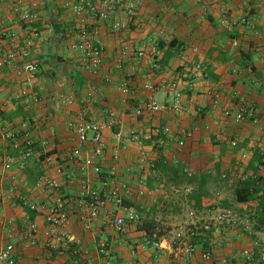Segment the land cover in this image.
Wrapping results in <instances>:
<instances>
[{
	"label": "crops",
	"instance_id": "0c3cea01",
	"mask_svg": "<svg viewBox=\"0 0 264 264\" xmlns=\"http://www.w3.org/2000/svg\"><path fill=\"white\" fill-rule=\"evenodd\" d=\"M103 1L90 3L100 9ZM18 2L21 10L35 15V22H24L21 11L13 10ZM120 2L96 21L90 14L74 13L79 0H0V55L13 54L11 63L0 67V158L12 159L10 169L0 165V251L13 245L18 264H264L261 197L239 204L231 195L253 176L264 185V0H139L131 18L128 0ZM118 22L126 27L114 32ZM84 26L96 30L103 47L97 75L71 48L72 33ZM25 48L29 57L24 59ZM25 62L37 63L34 77L22 70ZM199 62L207 70L194 77ZM173 81L179 82L182 94L178 109H173L167 90ZM147 84L157 87L153 96L167 108L138 116L137 110L152 97ZM23 90L37 93L39 103L19 99ZM252 106L254 119L223 117L226 109ZM82 118L114 123L104 131L103 173L114 169L115 182L130 185L124 204L141 217L123 232L114 229L113 219L124 211L111 203L96 222L84 224L88 210L79 196L81 162L70 158L76 145L71 125ZM184 129L193 131L191 139L185 138ZM114 132H121L122 139H114ZM27 135L33 142L28 159L23 147L15 148ZM180 141H185L183 147ZM155 147L170 166L180 163L198 179L188 184L157 172L152 176L140 157L144 153L155 162ZM88 153L85 148L84 155ZM223 174L235 176V183L229 185ZM46 178L56 180L58 189L45 186ZM88 178L91 188L104 195V177L90 172ZM141 187L150 195L139 197ZM197 190L199 205L190 198ZM58 201L68 213L60 232L69 244L50 247L43 232ZM30 205L35 206L33 220ZM223 213L233 224L218 223L202 232L193 241L194 255L183 260L171 243L174 233L191 222H213ZM32 225L38 233L27 243L24 234ZM138 225L144 228L138 230ZM156 231L160 248L149 237ZM207 250L212 260L203 258Z\"/></svg>",
	"mask_w": 264,
	"mask_h": 264
},
{
	"label": "built area",
	"instance_id": "2783aa9c",
	"mask_svg": "<svg viewBox=\"0 0 264 264\" xmlns=\"http://www.w3.org/2000/svg\"><path fill=\"white\" fill-rule=\"evenodd\" d=\"M18 2L13 6V10L20 12L21 11V19L29 24L35 22L36 17L34 14H31L28 10H21ZM121 4L120 0H104L102 3V7L98 9L90 3V0H79V4L74 6V13L76 15H81L82 13L90 14L94 20L98 21L106 18L109 14L115 11V5ZM140 2L139 0H128L126 4V13L131 18L133 12L137 9ZM242 23L246 25H250L251 23L247 20H242ZM128 24V22H127ZM126 27L124 23H116L113 25V31L119 32L123 28ZM264 32V26L262 27ZM96 30L89 29L86 26L79 28L77 31L72 33V42L71 48L82 55V59L85 62V66L89 70L92 75H97L102 63H103V47L100 41L96 38ZM10 38L12 40L17 39V34L12 33ZM30 45V42H28ZM195 51V50H194ZM139 56H142L143 53H139ZM22 57H29V50L25 48L22 51ZM13 59V54H8L6 56L0 55V67H3L9 63H11ZM22 70L34 77L38 71V65L36 62H25L22 66ZM207 70L206 66L199 62L195 65L192 74L194 77L202 76ZM145 88L151 92L152 97L149 101L137 110V115H143L145 113H160L164 111L167 107L160 104L153 94L157 92V87L152 84H147ZM168 92L174 99V107L173 109H178L181 103V89L179 88V82H171L167 87ZM128 91V84H123V92ZM19 99H23L26 103L32 101L34 104H38L40 99L37 93H30L28 90L21 91L18 96ZM256 116L255 107H250L248 110L241 108L237 112H234L231 109H226L224 111L223 117L227 121L234 122H244L247 119H254ZM114 126L113 122L103 123L99 120L86 121L84 118L80 119L77 123L72 124L71 127L74 130L76 145L72 150V154L70 156L71 160H76L81 162L80 172H81V181H80V200L81 204L87 207V216L83 218L85 226L89 227L92 223L96 222L103 209L111 203L114 204L118 209H122L124 212L121 214L114 215L113 219V227L117 232H123L126 224H138L140 223L141 217L140 214L132 209L128 208L124 204V196L130 190V185L125 182H115V170L112 169L108 173H103V168L101 165V161L105 157L106 152V143L104 140V131L109 128L112 129ZM171 128L166 127L164 131L166 133H170ZM186 139H191L193 137V131L191 130H182L181 131ZM114 139H122L123 134L121 132H114ZM23 146L18 143L15 144V148L19 149L23 147L24 149V157L26 159L31 158L33 156V142L27 135L24 139ZM185 145V141H180L179 146L183 147ZM231 145L233 147L237 146L236 141H232ZM89 150L88 155H84V149ZM116 158L118 155H114ZM244 157H246L244 155ZM140 163L143 165H147L148 168L153 171L155 174V163L153 161L149 162L146 155L143 153L140 157ZM0 165L3 166L6 170L12 167V159L3 160L0 158ZM58 172H61L59 170ZM93 172L100 177H104V186L106 187V191L104 195H101L100 192L94 190L90 186V181L88 178V174ZM222 178L228 181L229 185H233L236 181L235 176H229L226 174L222 175ZM241 180H244V176L238 177ZM43 184L53 190H57L59 184L56 180L43 179ZM137 194L139 197H145L150 195V192L146 190L144 187H141L137 190ZM31 210L35 209V206H29ZM68 213L63 209L62 202L58 201L56 206L50 208L47 216L46 223L48 224V228L43 232V235L50 243V247H56V245H68L69 239L65 237L63 233L60 232L66 224L68 223ZM228 223L232 224V220L226 214H221L217 216L216 220L208 223H189L185 227L179 228L174 233V238L172 240V244L177 246V249L180 253V256L183 260L190 259L195 253V244L194 239L199 237L202 232H209L211 229L216 226L218 223ZM38 233V230L35 225H32L29 230L24 234V240L27 243H32L35 239V235ZM152 244L155 247H162V242H159L160 236L159 231L153 233L151 237ZM104 247V245H103ZM212 252L207 250L203 254V258L205 260H212ZM0 264H18L15 258V250L13 245H7L4 249L0 251Z\"/></svg>",
	"mask_w": 264,
	"mask_h": 264
},
{
	"label": "trees",
	"instance_id": "16d2710c",
	"mask_svg": "<svg viewBox=\"0 0 264 264\" xmlns=\"http://www.w3.org/2000/svg\"><path fill=\"white\" fill-rule=\"evenodd\" d=\"M24 143L21 145L23 146ZM155 150L158 152V156L155 163L154 170L157 172V176H160L161 174L165 176V178L171 180V182H180L182 180H186L188 184L193 183L198 178L195 176H189L184 166H182L180 163L173 164L170 166L168 160L165 158V156L162 154V150L159 148L157 149L155 147ZM53 152L48 153V156H51ZM152 176L153 171H151ZM263 179L257 178L256 176H253L252 178H248L245 183L243 184L242 188H239L235 191V197L236 201L239 204H248L251 201H253L257 195H260L261 197V209H264V185L262 183ZM191 199L195 200V203L199 205L201 203L202 195L198 193V190L193 193L192 196H190ZM28 213L30 214V219H34L35 212L32 211L30 208H27ZM262 222H264V211L262 213ZM144 227L138 225V230H142ZM153 233L149 234V237L151 238Z\"/></svg>",
	"mask_w": 264,
	"mask_h": 264
},
{
	"label": "rangeland",
	"instance_id": "374dc122",
	"mask_svg": "<svg viewBox=\"0 0 264 264\" xmlns=\"http://www.w3.org/2000/svg\"><path fill=\"white\" fill-rule=\"evenodd\" d=\"M157 148V147H156ZM157 149H159V148H157ZM231 195L233 196V197H235V191L234 192H231ZM186 210H188L187 208H186ZM165 211H167V209L166 210H162V211H160V210H158L157 212H162V213H165ZM223 214H226V215H228V213H223ZM230 219L232 220V224H233V219L230 217ZM236 225V224H235Z\"/></svg>",
	"mask_w": 264,
	"mask_h": 264
}]
</instances>
